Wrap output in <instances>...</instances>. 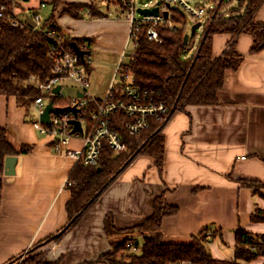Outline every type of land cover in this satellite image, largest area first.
I'll return each instance as SVG.
<instances>
[{"label":"crops","instance_id":"0c3cea01","mask_svg":"<svg viewBox=\"0 0 264 264\" xmlns=\"http://www.w3.org/2000/svg\"><path fill=\"white\" fill-rule=\"evenodd\" d=\"M21 6L17 10L19 19H26L27 12L40 14L48 8L39 9L37 0L22 2ZM60 10L55 13V21L65 35L91 39L93 58L94 54L111 56L107 63L115 72L128 43V22L109 17L74 19L59 16ZM254 19L264 23V3ZM233 40L230 34L215 35L213 57L220 58ZM235 40L243 61L236 71L226 72L218 103L186 106L164 126L163 171L159 172L154 158L136 157L70 232L59 242L43 245L35 252L42 254L44 264L96 262L112 251L105 234V218L112 215L118 230H130L152 216L154 201L160 196L178 209L175 216L162 222L168 243L188 244L206 228H213L221 231L224 243L233 249L234 231L239 226L264 234V223L251 221L254 205L264 209V200L254 197L241 183H264V49L252 55L253 38L249 34ZM110 83L102 96H91L103 99ZM32 113H37L34 105L27 116L14 97L0 95V128L6 129L17 151L24 145L33 147L31 153L17 156L15 175H5L3 180L0 264H8L38 247L68 222L65 208L71 192L65 186L78 162L65 153L54 152L49 138L40 135L31 123ZM83 144V137H75L68 149L81 150ZM209 247L212 253L214 242ZM257 261L264 264V258Z\"/></svg>","mask_w":264,"mask_h":264},{"label":"trees","instance_id":"16d2710c","mask_svg":"<svg viewBox=\"0 0 264 264\" xmlns=\"http://www.w3.org/2000/svg\"><path fill=\"white\" fill-rule=\"evenodd\" d=\"M30 1L0 2L6 7L4 16L0 18V95L14 97L17 105L26 109L27 116L36 98L41 95L36 82L44 83L54 76L49 56L51 41L46 35L48 30L62 33L68 46L71 42H76L80 48L86 47L87 56L82 64L84 67L90 66L87 57L92 56V40L65 35L55 21L56 11L62 8L59 16L68 15L74 19L108 18V14L100 11L103 4L108 7V11L111 6H115L116 17L125 18L124 0H89V3L83 0H37L39 9L42 4L52 9L51 15L42 20L36 28H31L25 18H18L20 25L14 26L12 13L22 7V2ZM232 2L233 0H221L201 34L198 35L197 31L190 36L187 44H184V37L188 33L185 16L174 8H171L172 18L179 26L175 30L163 25L155 27L160 42L150 41L147 36L149 26H143L139 33V45L134 54L128 56L129 61L124 65V69L133 76L134 86L139 91L168 107V116L164 121L151 118L147 130L130 136L125 128L127 117L122 112L115 114L113 126L123 136L127 149L116 153L105 144L98 167L77 163L65 186L71 192V198L65 208L67 225L29 251L21 264H44L42 254L35 252L43 245L59 242L70 232L100 195L139 155L154 158L159 172L163 171L165 139L161 133L164 126L175 112L184 110L186 106H211L218 103L217 95L223 88L226 72L236 71L243 61V56L236 51L235 37L241 34L252 36V55L264 49V23H258L254 19L264 0H239L237 8L227 9ZM25 16L34 19L35 14L27 12ZM217 34H230L234 39L220 58H214L212 53L213 37ZM32 78L35 82L31 81ZM59 100L53 98L51 102L56 107L69 106V101L65 106H58ZM32 150L33 147L24 145L17 151L11 144L6 129L0 128V204L6 158L29 154ZM241 183L244 188L252 191L254 197L264 200V183L256 180H244ZM177 213L178 209L160 196L154 201L152 216L130 230H118L113 216L108 215L104 221V229L112 251L102 254L96 262L85 264H252L264 258V234L252 233L240 226L234 231L233 257L229 260L216 259L210 251L209 245L215 240L224 243L222 233L218 230L206 228L188 244L166 242L162 222ZM251 221L264 223V209L257 204L254 205ZM122 235L131 237L116 242ZM130 244L138 250L131 251L128 247ZM12 262L11 260L8 264Z\"/></svg>","mask_w":264,"mask_h":264},{"label":"built area","instance_id":"2783aa9c","mask_svg":"<svg viewBox=\"0 0 264 264\" xmlns=\"http://www.w3.org/2000/svg\"><path fill=\"white\" fill-rule=\"evenodd\" d=\"M15 1L12 0V2ZM220 3L221 0H162L154 7L157 8L156 14L142 15L138 12L139 9L151 10L154 8H148L147 5L139 7L136 4V0H124L125 20L129 24L128 43L125 52L121 55L120 61L115 68L108 92L101 100L93 98L88 91L90 79L88 73L84 71V65L82 64V61L87 56L86 47L81 48L86 52L84 58L81 59L70 46L66 45L65 37L62 33L48 30L46 35L51 41L49 56L52 60L54 76L44 83L36 82L41 92V95L34 102L38 115V119L33 123L36 130L40 135L49 138L55 153H65L77 162H81L84 166H99V159L105 144L116 153L125 151L127 143L121 133L113 126L115 114L122 112L127 117L125 128L130 136L139 135L147 130L150 126L151 118L164 121L169 114L167 106L152 100L146 94L139 91L134 86L133 76L128 72L126 73L124 69V60L129 55L132 56L139 45V33L143 26H149L147 36L150 41L160 42L155 27L163 25L170 30H175L179 26L173 21L171 8H174L185 16L186 25H188L189 18L194 21V24L200 22L202 27H204L210 21ZM44 7L45 5L42 4L41 8ZM5 11V5L0 3V18L4 16ZM11 18L14 26L20 25L16 10L12 13ZM33 20L37 23L38 27L42 21V17L39 13H35ZM130 45L133 48L132 51H129ZM87 60L90 63L91 56H88ZM66 80L74 82L77 94L74 98L70 99L68 107L76 108L78 113L74 114L70 112L59 115L52 113L49 124L41 123L39 117L44 112L47 104L51 102V99L64 98L62 82ZM31 81L35 82L34 78ZM57 86H60V91L54 93V89ZM78 94H82V97H78ZM90 105H93V108H90ZM74 119L81 122L82 133H73V126L70 121ZM84 120H88V124L90 125L89 131L86 134L83 126ZM75 137H83L84 144L81 150L68 149L71 140ZM64 148H67V151L64 152ZM206 237L209 239V234ZM128 247L133 252L138 250L132 244ZM24 259L25 254L17 259V264H21ZM172 264L193 263L177 262Z\"/></svg>","mask_w":264,"mask_h":264},{"label":"rangeland","instance_id":"374dc122","mask_svg":"<svg viewBox=\"0 0 264 264\" xmlns=\"http://www.w3.org/2000/svg\"><path fill=\"white\" fill-rule=\"evenodd\" d=\"M67 2H71L70 0H66ZM162 0H136L137 6H144L147 5L148 8H154L156 5H158ZM229 1V0H225ZM238 2L236 0H233L231 5L227 8H237ZM115 6H111L110 10L108 11V7L106 5H101L100 6V11L105 12L109 16V20H124V16L117 18L114 14L115 12ZM17 12V11H16ZM52 9L47 8L40 12V15L42 17V20H46L50 15H51ZM124 22V21H123ZM194 21L188 18V25H187V34H190L191 32V27L193 26ZM203 30V27L198 30V35L201 34ZM132 46L130 45L129 51H132ZM111 56L108 55H95L93 58V52L91 56V62L90 66H85L84 71H86L89 75L90 79V86L88 88L89 93L93 94L94 96H102L104 93V90L108 86L109 82H111L113 73H114V68L111 69L110 65L107 63L110 60ZM120 61V60H119ZM129 58L126 57L124 60V63H128ZM62 85L64 87L63 92H64V98L59 100V103H57L58 106H65V104L74 96H76V88L75 84L73 81L66 80L62 82ZM32 119L31 123H34L38 119L37 113H32ZM88 120H84L83 126L85 130V134L89 131L90 125L88 124ZM213 230V228H211ZM131 236L129 235H122L119 236L115 241H124L127 238H130ZM208 244V243H207ZM215 248H212V253L214 255L218 254L219 256H222L224 258H232L233 257V249L232 247L221 243L219 240L214 241ZM210 246V245H209ZM218 250V251H217ZM32 254V253H31ZM35 253L33 252L32 255ZM27 253H25L26 257ZM17 261H14L12 264H17ZM260 261V260H259ZM259 261L255 262L254 264H259Z\"/></svg>","mask_w":264,"mask_h":264},{"label":"water","instance_id":"95a60500","mask_svg":"<svg viewBox=\"0 0 264 264\" xmlns=\"http://www.w3.org/2000/svg\"><path fill=\"white\" fill-rule=\"evenodd\" d=\"M236 1H239V0H236ZM138 12L140 14H142V15H146V14L153 15V14H156L157 13V8H154V9H151V10H149V9H139ZM26 22L28 23V25L31 28H36L37 27V23L33 19L29 18L28 16L26 17ZM201 27H202V24L200 22L194 24L191 27L190 34H186L185 35V37H184V44H187L188 41H189L190 36H193ZM70 46H71V48L73 49V51L76 53V55L78 57H80L81 59L84 58L86 52L83 51L77 45L76 42H71ZM59 91H60V86H57L54 89V93H58ZM78 97H82V94H78ZM70 112L76 114V113H78V110L76 108H74V107H54L53 102H50L45 107V110L40 115L39 119H40V122L41 123H43V124H49V122H50V115L52 113H54L56 115H59V114L70 113ZM70 123L73 126V133L74 134H76V133H82L83 132L82 125H81V122L79 120L74 119V120H71ZM17 163H18V157L17 156H9V157L6 158V160H5V175L6 176H13V175H15V173H16V170L15 169H16ZM16 260H14V261H16Z\"/></svg>","mask_w":264,"mask_h":264}]
</instances>
